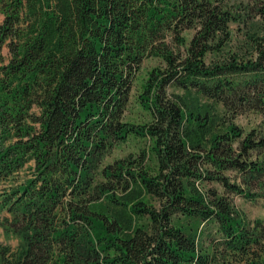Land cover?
Segmentation results:
<instances>
[{"label":"trees","instance_id":"obj_1","mask_svg":"<svg viewBox=\"0 0 264 264\" xmlns=\"http://www.w3.org/2000/svg\"><path fill=\"white\" fill-rule=\"evenodd\" d=\"M228 1L0 0V228L17 241L0 264H264V221L231 198L264 199L247 186L264 137L233 122L264 117V41L225 53L244 18ZM131 138L147 144L105 162Z\"/></svg>","mask_w":264,"mask_h":264},{"label":"rangeland","instance_id":"obj_2","mask_svg":"<svg viewBox=\"0 0 264 264\" xmlns=\"http://www.w3.org/2000/svg\"><path fill=\"white\" fill-rule=\"evenodd\" d=\"M229 6H234L235 11L244 15L239 22H231L229 24L230 29V40L224 47L225 53H252L250 44L253 43L251 38L259 39V41H264V16L258 14L257 8H264V0H229ZM237 8V9H236ZM239 8V9H238ZM246 8L247 13L243 9ZM241 9V11H240ZM244 13V14H243ZM249 54L247 55V57ZM209 57H212L210 55ZM159 61L156 59L144 60L136 78L133 82L131 94H130V104L127 108L125 119L134 122H147L150 117L146 111H144L136 100L138 93L140 92V86L143 83L148 71L157 66ZM233 122L243 129L244 133L251 130H255L259 136L264 137V117L259 113L249 111L243 114L237 115ZM147 142L142 140L129 139L126 143L119 146L113 154L108 157L105 162H111L116 158H123L129 153L136 154L141 148L146 146ZM264 159V150L258 153H252L250 160L260 162ZM231 181L241 184V175L237 172L226 171L224 173ZM209 186L217 188L219 191L221 189L216 184H209ZM245 186V184H244ZM252 193H258L264 189V175L258 176L257 179H253L248 182ZM207 188V185H204ZM262 187V188H260ZM234 206L237 210L242 213V217L250 222L254 220L264 221V199L257 198L254 202L248 201L242 197L231 195ZM16 239L14 237L6 238L2 233L0 228V243H7L11 246H15Z\"/></svg>","mask_w":264,"mask_h":264}]
</instances>
